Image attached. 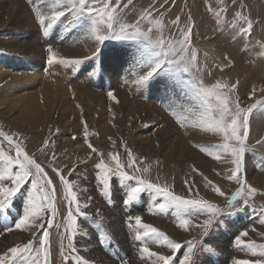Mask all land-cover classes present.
<instances>
[{
	"label": "rangeland",
	"instance_id": "374dc122",
	"mask_svg": "<svg viewBox=\"0 0 264 264\" xmlns=\"http://www.w3.org/2000/svg\"><path fill=\"white\" fill-rule=\"evenodd\" d=\"M96 2L99 3L100 0ZM111 3L115 5L116 0H111ZM24 4L21 11L15 12L16 16L24 13L23 16H29L42 30L32 4L26 0ZM146 10L151 11L153 17L162 21L165 36L178 37L185 26L191 28V48L197 53V61L202 69L196 79L202 80L205 86H211L217 82L229 86L235 85V90L229 93L230 99L238 97L242 109H247L253 104L257 105L249 115L247 139L249 150L245 155L246 179L249 185L257 189V192L253 195L243 193L229 207L228 201L241 187L227 178L234 169V165L223 154L220 160L213 159L209 154L210 151L218 150L219 145L223 143L222 134L203 131L199 126L185 128L178 123L176 127H173L175 132L173 133L166 128L165 121H160L162 114L159 115L151 110L147 98L143 100L138 96V92L134 96L130 91L123 90V86L117 87L120 94L115 93L116 96L113 94L115 99L108 95L109 92L103 97L107 102L105 105L107 111H104V116L102 112L94 115L87 113L78 106V103L73 105L79 110L78 115L73 113L70 115L71 118L66 117L67 115L62 113L61 106L57 104L58 109L43 108L41 115L25 119L26 121L22 117H15L18 116L16 112L14 114L10 112L11 114L8 115H0V172L9 166L4 157L15 159L14 146L9 145L4 139L6 136H12L14 143L20 142L28 155L41 164L48 177L52 179L56 189L54 198L56 211L53 217L51 210L46 209L43 214L45 219L36 221L37 224L43 223L44 228L31 227L32 221H29L28 227L16 229L15 224L22 216L23 208L27 204V190L30 189V183L22 187L21 192L11 197L10 206L0 210V256L9 257L7 264H20L18 259L14 261L11 258L12 247H23L29 241L36 243L43 238L42 232L45 230L49 232L50 239L49 264H76L77 254L89 261V264H122V262L124 264H154V257L149 258L143 255L144 259L142 258L141 248L144 246H148L150 251L158 254L171 255L172 264H178L186 252L188 241L198 242L194 255L195 264H238L241 260H248L250 264L260 260L264 264V257L259 255L260 248H257L255 250L257 254L253 255L252 250L245 248L244 245L235 244V240L239 238L245 245L252 241L257 245H264V224L259 222L264 219V171L260 170L264 167V0H235V2L223 0V3L221 0H155V2L154 0H132L131 4H128L127 0H120L112 31L119 35L122 25H135ZM238 11L253 23L252 29L247 34L241 31L242 25L246 27V24L237 20L236 12ZM67 16L68 14L62 17L55 26L63 24ZM168 17H172L170 21ZM177 18L178 26L173 24ZM2 19L4 20L0 21V59L8 54L7 43L9 38L13 37L9 30L16 29L15 25L9 21L8 15ZM140 25L142 30L151 27L147 19L140 21ZM100 27L103 31V26ZM41 37L45 40L43 34ZM119 43L131 45V48L137 47L141 53L143 52L142 45L112 39L100 44L95 53H89V57L83 60L80 58L72 60H81L82 65L93 59L94 63L99 52ZM131 51L135 52L134 49ZM2 65L4 63L0 61V66ZM9 69L18 71L16 65H7L6 70ZM8 81L9 79H4L2 82L0 80V95L5 91V84ZM176 87L179 90V83ZM186 90L184 88V91ZM221 91L227 93L228 89H221ZM70 92L75 94L71 89ZM123 94H126L131 104L122 102ZM181 98L184 103L188 101L183 96ZM193 103L191 106L189 104V107L186 105L187 113H201L199 104ZM165 113L166 119H173V114L170 116L167 111ZM62 114L68 119L63 120ZM137 115L139 118L136 117ZM156 117H160V120ZM15 118L19 119L18 122ZM106 121H109L108 124ZM158 121L161 123L159 124ZM107 128L110 129L107 130ZM190 131L193 132L190 133ZM64 135L69 139L64 138ZM78 139H82V148L73 145V142H77ZM69 140L71 143L67 144ZM257 141L260 142L257 143ZM44 142H47V147H44ZM171 143L175 144L172 146ZM89 144L97 151L93 152ZM114 155L127 174L167 187L174 195L182 199L207 200L223 211L213 221L208 233L202 234L203 230L195 225L201 224L207 218L206 215L198 213L194 208L187 209L184 218L190 223L185 230L179 226L180 216L177 210L174 207H167L161 211L158 204L164 203V198L147 187L143 188L131 204H125L124 201L131 188L139 185L136 179L124 180L119 176L116 161L112 159ZM101 161L109 169L115 170V174L112 172L108 174L107 196L104 195L100 181L102 170L97 167ZM11 167L13 171H18V166ZM53 167L73 184V191L87 217L74 211L77 221L74 236L71 230L66 231L70 206L65 199L63 185L60 184L59 176L53 171ZM208 181H212V184ZM0 185L12 186L9 181L0 182ZM214 186H219L225 196L221 197L215 193ZM245 200L247 204L244 203ZM85 203L88 204L87 208L83 207ZM71 207L75 209V205ZM137 215L141 216L143 224L155 227L169 239L180 243L181 250L173 253L166 245L152 237L136 240L137 232H142L144 229L139 228L134 219L130 221L128 218ZM49 219L52 220L51 227L47 223ZM97 228L100 232H97ZM34 230L37 232L34 233ZM245 231L248 233L247 236L242 235ZM69 237L77 253L71 254L68 260H64L61 252L67 248ZM101 239H104L106 243H101ZM36 246H39L38 243ZM115 254L118 256L114 257ZM64 255L69 254L65 251ZM110 257L112 259H109Z\"/></svg>",
	"mask_w": 264,
	"mask_h": 264
},
{
	"label": "snow or ice",
	"instance_id": "6c2138e0",
	"mask_svg": "<svg viewBox=\"0 0 264 264\" xmlns=\"http://www.w3.org/2000/svg\"><path fill=\"white\" fill-rule=\"evenodd\" d=\"M223 3V0H221ZM235 2V0H233ZM128 4L132 3V0H127ZM55 7V6H54ZM120 7V0H116L115 5L111 3V0H100L99 3L96 0H64L62 6L58 7L51 13H43L39 10L36 11V17L39 25L43 29V34L48 35L49 29L65 17L66 14H70L74 21L82 22L84 20L91 21V35L94 37L97 44H103L107 40H125L137 43L143 46V52L136 61L135 71L136 78L133 83L138 87H145L155 77L163 74L168 77L170 87H175L177 83L182 88L187 89L192 94L193 98L198 100L199 107L202 109L200 113V120L198 125L203 131H210L213 133L222 134L223 143L219 145L218 150L210 151L209 154L213 159L220 160L221 154L229 158V162L234 165V169L228 175V179L234 181L240 185V189L237 190L235 195L228 201V206L231 205L245 192L249 195H253L257 192V189L248 184L245 174V155L249 150L247 145V139L249 136V115L253 109L257 107L256 104L249 106L247 109L240 108L239 99H230L229 93L235 90V85L229 86L227 84H221L219 82L205 86L202 80L196 79L199 77L201 67L197 61V53L191 48V28L185 26L180 31L178 37L165 36L164 25L160 19H156L152 16L151 11H145L139 21L135 25H122L120 27V34L117 35L113 32L114 22L116 21V12ZM162 15V14H161ZM238 21H242L246 24V27H241V31L245 34L253 27L252 21L242 12H236ZM147 19L149 27L147 30H142L140 21ZM47 21V22H46ZM73 20H69L68 24L73 25ZM174 25L179 24L178 18L173 21ZM103 26V31L101 27ZM155 29V32H154ZM111 33V34H109ZM48 63H71L78 65L81 60H65L64 57H59L56 51H53L52 47L47 49ZM144 53H147L146 55ZM221 89H228V92H222ZM255 91V90H253ZM108 95L115 99L113 93L109 92ZM181 127H186L185 119L177 117L176 121ZM75 137H73L74 139ZM8 144L15 148V159L4 157L7 160L8 167L0 172V182L9 181L11 187H4L0 185V210L6 206H10L11 197L21 192L22 187L30 183V189L27 190V204L23 208V214L16 222V229H23L29 226V221H32L31 227L44 228L43 223L37 224L36 221H43L46 209L51 210V214L55 215V187L53 181L48 177L41 164L37 163L35 159L30 157L24 150V147L20 142L13 141L12 136H6ZM260 141H257L259 143ZM47 142H44V147H47ZM89 148L93 152L97 150L89 144ZM206 151L205 149H201ZM53 159L55 157L53 156ZM116 161V170H119V176L124 180L136 179L138 182L137 187H132L127 195L125 204H131L137 199L139 193L142 192L144 187L152 189L159 196L164 198V203H159L158 208L164 211L167 207H174L180 216L179 226L185 230L188 229L190 221L184 218V213L187 209H196L198 213L206 215V219L201 224L195 225L203 230L202 234H207L209 228L212 226L213 221L219 216L223 209L219 208L216 204L207 200L198 199H182L179 196L174 195L167 187H161L158 184L147 182L143 179L133 177L123 171V166L120 164L118 158L114 155L112 157ZM12 165L18 166V171H13ZM97 167L102 170L100 176L101 184L103 185L104 195H108L109 189V172L115 174V170L109 169L103 161H101ZM147 169H145L146 171ZM260 170L264 171V167ZM53 171L59 176L60 184L63 185L65 192V199L69 204V210L67 213V230H71L72 236L75 235V225L77 223L74 211L77 214L85 215L83 213L80 203L77 200V195L73 191V184L61 175L57 168L53 167ZM43 181V183H42ZM187 183V182H186ZM212 184V181H208ZM213 191L219 196L224 197L225 193L219 186H214ZM247 204V200L244 201ZM72 205H75V209H72ZM84 208L88 207V204L83 205ZM190 214V213H189ZM87 218V217H86ZM130 221L134 219L135 224L139 228L144 229L142 232H137L136 240H143L145 237H152L157 241L162 242L167 248L171 249L173 253L179 252L182 248L180 243L174 242L169 239L167 235L159 231L155 227H151L142 223L141 216L137 215L128 218ZM264 224V219L259 221ZM48 226L51 227L52 220L47 221ZM131 227V224L129 225ZM11 231V229H9ZM243 236H247L245 231ZM42 239H39L36 243L29 241L28 244L23 247L16 246L10 249L11 258L19 260L20 264H49L50 256V239L49 232L47 230L42 232ZM38 243V247L36 244ZM101 243H106L104 239H101ZM237 246L244 245L245 248L252 250V254L256 255V249L260 248L259 255L264 257V245H257L254 241L245 245L242 239L237 238L235 240ZM198 247L197 241H188L186 246V252L183 254L182 260L178 264H195L194 255ZM68 252L69 255H64V252ZM73 253H77L75 245L72 243L71 237L67 248L61 252L64 260H68L69 256ZM142 258L143 255H147L149 258H155L154 264H172L173 257L171 255L158 254L155 251H150L148 246L141 248ZM9 257L0 256V264H7ZM76 264H89V261L83 259L78 254L75 256ZM124 264V262H122ZM238 264H250L248 260L238 261ZM255 264H262L260 260L255 261Z\"/></svg>",
	"mask_w": 264,
	"mask_h": 264
},
{
	"label": "bare ground",
	"instance_id": "6f19581e",
	"mask_svg": "<svg viewBox=\"0 0 264 264\" xmlns=\"http://www.w3.org/2000/svg\"><path fill=\"white\" fill-rule=\"evenodd\" d=\"M26 1L32 4L31 6H33L36 11L39 10L43 13H51L55 10H58V7L62 6L64 2V0H26ZM24 3L25 0H0V21L4 20L2 18L5 15L6 16L8 15L9 21H11L12 24L15 25L14 28L16 27L15 30L13 29L9 30L10 33H12L13 37L9 38L8 43L5 41L7 43L8 54L6 55V57L0 59L1 63H4V65L0 66V80L2 82L4 79H9V81L5 84L6 87L5 91L2 92V94L0 95L1 116L8 115L10 112H13V114L14 112H16L18 116L15 117H19V118L22 117V119L24 118V120L28 118L32 119L35 118L36 116L41 115L42 114L41 110L43 108L44 109L48 108L50 110H52L53 108L58 109L57 105H60L62 113H65V115H67L66 117L69 116L71 118L70 116L71 114L73 113L77 114V111H79L77 107L75 108L73 107L74 103H78V106L81 109L85 110L87 113L89 112L94 115L96 113L101 114L102 112L103 113L102 116H104L105 114L104 111L107 109L105 106L107 102L104 101L103 97H105L107 92H111L114 95L115 93L120 94L119 93L120 90L117 87L123 86V90L130 91V93L134 94V96L137 95L138 92V96L143 98V100L144 98H147V103L150 104V107L152 108L151 110L154 113H157L159 115L162 114L163 116L162 120L159 119L160 117L159 118L156 117V118L159 119L161 122L165 121L164 124L166 128H169L171 132L175 133L173 127H176L175 125L177 124L176 122L177 117H182L185 119V123L187 125L186 127H194L193 125L199 124L200 113L196 114L192 112V114L190 113L191 114L190 115L187 113V110H185V108L187 109L186 105H188L189 107L190 104L191 106L192 102H194L195 104H199L200 102L194 99L192 94L189 93L187 90L184 91V88H182L180 85L178 90L177 89L178 87H176L178 83L176 84L175 87H170L167 76H163L160 74L157 77H155L151 82H149L148 85L145 87H138L134 85L133 81L136 78V71L134 70L136 66V61L139 58V56H141L142 54L141 51L137 49V47L131 48V45H127L123 43L109 46L105 50H102L101 52L98 53L99 55L94 60V63L92 62L93 61L92 59V61H88L86 63H83L82 65L81 64L73 65L71 63H59V62L49 64L48 63L49 53L47 51L48 47H52L53 51L57 52L58 58L64 57L65 60L68 61H71L74 58H80L83 60L86 57H89L90 52L95 53L100 47V44H97L95 42L94 37L91 35L90 32L91 22L90 20L76 22L74 21V18L70 14H68L67 19L63 21V24L61 23L59 26L54 25L53 28L49 29L48 35L45 36L43 34V29L40 30L41 28L39 29L36 23L33 22L34 20H31L29 16H23L24 13L22 15L16 16L17 11L22 10V7L25 5ZM196 14L198 15V13ZM168 18L170 21L172 17H168ZM69 20H73L74 24L69 25L68 24ZM42 34L44 35L45 40H43V38L41 37ZM131 49H134L135 52H132ZM121 63H123L124 65L122 66ZM7 65L8 66L16 65L18 71H16L15 69L6 70ZM79 66H81V68ZM126 66L128 67L126 68ZM11 85H12V89H11ZM70 89L73 90V92L75 93L74 95L71 94ZM181 91L183 92L180 93ZM123 96L124 98L120 97L122 99V102L125 101L128 104L132 103L127 99L126 94L125 95L123 94ZM182 96L184 99L188 100L186 101V103L183 102V99L181 98ZM129 107H134V106L129 105ZM200 110L202 112V109ZM165 111H167L168 115L170 116L173 114L172 115L173 119L170 118L166 119L167 115ZM62 115H63L62 117L63 120L68 119L64 117V114ZM138 115L140 114L138 113ZM138 115L136 116L137 118H139ZM97 116H95V118ZM114 116L117 117L116 115ZM16 120L18 122L19 119ZM161 122H159V124ZM104 128L105 126L103 127V129ZM109 129L107 128V130ZM193 131H190V133ZM64 138H68V137H65L64 135ZM152 138L153 137H151V140H153ZM171 139L173 140V138ZM81 140L82 139H78L77 142H73V145L80 147L83 143L81 142ZM138 140L140 142V139ZM62 143L64 144V142ZM70 143H71L70 140L67 141V144ZM136 143H138V141ZM171 144L173 146L175 143L174 144L171 143ZM249 170L251 169L249 168ZM37 230H34V233L37 232ZM97 232H100L98 228H97ZM33 234H31V236ZM121 243H123V241ZM116 255L117 254L113 256L115 257ZM109 259L112 258L110 257ZM114 260L112 261L114 262Z\"/></svg>",
	"mask_w": 264,
	"mask_h": 264
}]
</instances>
